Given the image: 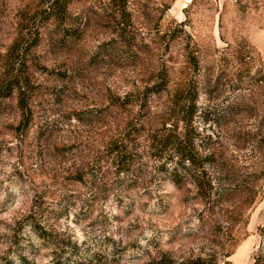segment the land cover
Instances as JSON below:
<instances>
[{
	"label": "rangeland",
	"instance_id": "obj_1",
	"mask_svg": "<svg viewBox=\"0 0 264 264\" xmlns=\"http://www.w3.org/2000/svg\"><path fill=\"white\" fill-rule=\"evenodd\" d=\"M190 2L128 0L122 23L109 0H80L57 52L43 0H0V86L25 77L33 91L27 128L16 94L0 101V264H264V185L240 224L177 186L150 141L149 117L190 84L179 131L207 169L234 183L264 172V0ZM162 68L167 90L140 108Z\"/></svg>",
	"mask_w": 264,
	"mask_h": 264
},
{
	"label": "trees",
	"instance_id": "obj_2",
	"mask_svg": "<svg viewBox=\"0 0 264 264\" xmlns=\"http://www.w3.org/2000/svg\"><path fill=\"white\" fill-rule=\"evenodd\" d=\"M80 0H43L41 13L44 14V24H48L50 29L47 32L48 43L50 47L56 50H66L68 45L69 36L75 32L73 23L70 21L72 15V7ZM128 0H109L111 3L108 8L110 14L115 17L121 18L123 23L124 17L128 16L127 12ZM192 2V0H191ZM190 2V3H191ZM120 23H118L119 25ZM126 24L122 25L123 31ZM182 25V23H180ZM121 31V32H122ZM122 34V33H120ZM27 43V40H21L16 42L15 46L23 45ZM192 66H196L195 58L190 56L188 62ZM170 71L168 69L158 71L156 78L152 81L151 86H146L144 91L140 95H136L135 102L140 108L147 105L149 111L152 109V105L148 103V97L146 92L150 91L151 94H160L164 90H167L170 84ZM181 85H176V88L169 94V105L165 110L159 112V116L154 118L149 117L147 121H151L154 128L151 131L150 141L156 144L159 149L164 148L166 155H157L156 160L160 166H165L170 163L169 176L171 180L180 186L183 181H188L192 185L196 196L200 203L210 211L217 208L218 204H223L225 207L226 215L230 219H237L240 224L242 222L245 225L246 221L243 219L247 208L251 207L255 203L258 197L262 195V189L264 185V172L254 174L248 180L241 183H234L228 179V177H217L213 175L205 166V158L201 159L194 146L192 139L188 134L179 131L181 128H187L192 120L194 114L195 105V93L190 84L185 85L182 88ZM185 91V92H184ZM31 84L25 77L15 76L10 79L4 86H0V101L10 97L13 93L16 94L18 104L22 110L23 122H26V128L28 127L27 118L32 117L29 101L31 100ZM139 102V103H138ZM27 111V116L25 114ZM152 112H150L151 114ZM27 117V118H26ZM182 124L184 127H180ZM186 130V129H185ZM124 142V141H123ZM122 142V143H123ZM159 151V150H158ZM161 152V151H160ZM127 154V147L125 150L117 152V157L121 159ZM167 156V157H166ZM120 164V162H119ZM122 164V163H121ZM126 171L125 165H121V172ZM230 182V183H229ZM240 196V206L229 204L226 199L230 197ZM246 198L243 199V198ZM244 203H243V201ZM33 213H31V216ZM221 226V225H220ZM219 226V227H220ZM235 225L226 223L222 228L225 229V235L231 245L234 242L233 228ZM264 230V227L261 231ZM234 246V244H233ZM232 246V247H233ZM231 253H227L226 257ZM259 261L256 260L255 264ZM183 264H209L201 258H197L192 262Z\"/></svg>",
	"mask_w": 264,
	"mask_h": 264
}]
</instances>
